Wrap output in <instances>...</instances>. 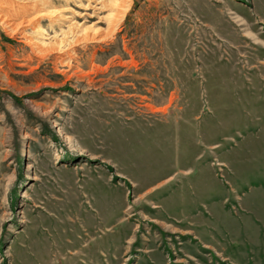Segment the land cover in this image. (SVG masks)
Listing matches in <instances>:
<instances>
[{
	"label": "rangeland",
	"instance_id": "obj_1",
	"mask_svg": "<svg viewBox=\"0 0 264 264\" xmlns=\"http://www.w3.org/2000/svg\"><path fill=\"white\" fill-rule=\"evenodd\" d=\"M122 6L69 68L0 22V264H264V0Z\"/></svg>",
	"mask_w": 264,
	"mask_h": 264
},
{
	"label": "bare ground",
	"instance_id": "obj_2",
	"mask_svg": "<svg viewBox=\"0 0 264 264\" xmlns=\"http://www.w3.org/2000/svg\"><path fill=\"white\" fill-rule=\"evenodd\" d=\"M13 1L14 0H0V8H7L10 10L7 16H0V22L3 24L4 28L8 30L10 35L17 36L21 39V43L32 50L31 54H33L34 57L42 58L47 54L55 53L58 56L54 61L65 68H69L70 66L75 47L90 42V40L94 39L96 36L99 37L97 42H102L112 34L111 32L115 30L114 26H116L117 22L120 23L122 19L121 11H117L123 10L122 5L126 3V0H76L79 3L78 9L88 12L83 13L81 17L91 18L93 16L97 21L93 23V25L82 28L78 22L74 23L69 20L68 26L65 30H62L58 36L54 34L51 39H45L47 35L46 29L53 30L55 27H58V25L59 27L64 25L68 17L63 13H65L67 9H58V12L57 10H49L48 6L51 4L52 0H22V6L17 7L15 11L13 10L14 5L11 6ZM60 1L63 2L64 5H70L75 2L74 0ZM82 1L85 2V5L82 4ZM31 10L35 11L33 16L29 20H25L23 16ZM108 11H114L115 13ZM80 14H78V16ZM101 14L104 16H101L102 18L100 19L99 17ZM12 19L20 20L17 24H14L11 22ZM101 20H104L109 25L108 31L106 30L103 32L100 28L94 27V25H98ZM44 22H47L46 28L42 26ZM26 26L30 27V34L24 32V27Z\"/></svg>",
	"mask_w": 264,
	"mask_h": 264
}]
</instances>
